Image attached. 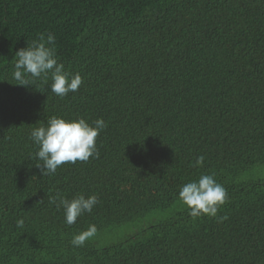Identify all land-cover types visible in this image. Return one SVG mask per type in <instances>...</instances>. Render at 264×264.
Masks as SVG:
<instances>
[{
    "label": "trees",
    "instance_id": "trees-1",
    "mask_svg": "<svg viewBox=\"0 0 264 264\" xmlns=\"http://www.w3.org/2000/svg\"><path fill=\"white\" fill-rule=\"evenodd\" d=\"M48 33L83 78L63 98L13 78ZM52 116L103 118L99 158L42 176L29 135ZM202 174L226 219L180 199ZM58 193L98 203L68 225ZM0 264H264V0H0Z\"/></svg>",
    "mask_w": 264,
    "mask_h": 264
},
{
    "label": "clouds",
    "instance_id": "clouds-1",
    "mask_svg": "<svg viewBox=\"0 0 264 264\" xmlns=\"http://www.w3.org/2000/svg\"><path fill=\"white\" fill-rule=\"evenodd\" d=\"M53 34H41L38 40H33L26 48L19 49L16 53L13 78L18 85H32L36 79L47 81L51 77V92L63 98L69 93L78 91L83 83L79 73L72 74L65 70L64 64L59 62L55 48ZM107 127L103 118L96 119L91 124L83 117L65 119L52 116L46 126L41 125L31 130L29 139L38 146L35 157L42 163H37L42 176L55 174L57 169L66 163L87 162L89 158H99L96 138ZM204 162L200 156L197 165ZM179 197L190 209L192 217L207 215L217 217L222 205L228 200L226 188L218 183L214 174H202L198 180L184 184ZM56 207L63 208L65 222L73 225L78 217L90 213L98 203V196L92 194L85 196L78 194L72 199H67L59 193L51 200ZM220 220L226 217H217ZM24 220L17 221V227H23ZM98 229L90 225L86 230L73 236L71 244L74 247H83L85 242L94 237Z\"/></svg>",
    "mask_w": 264,
    "mask_h": 264
}]
</instances>
